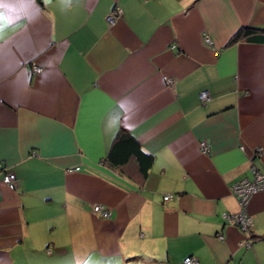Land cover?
<instances>
[{
  "label": "crops",
  "instance_id": "crops-1",
  "mask_svg": "<svg viewBox=\"0 0 264 264\" xmlns=\"http://www.w3.org/2000/svg\"><path fill=\"white\" fill-rule=\"evenodd\" d=\"M244 26L264 0H0V264H264L224 218L264 176V45L226 46ZM119 129L145 178L100 163ZM246 207L264 240V191Z\"/></svg>",
  "mask_w": 264,
  "mask_h": 264
},
{
  "label": "trees",
  "instance_id": "trees-1",
  "mask_svg": "<svg viewBox=\"0 0 264 264\" xmlns=\"http://www.w3.org/2000/svg\"><path fill=\"white\" fill-rule=\"evenodd\" d=\"M239 43L264 45V29L255 28L251 26L241 27L229 38L228 42L226 43V46L229 47ZM200 104L205 105L202 104L201 102ZM100 163L114 171H118L122 173L123 172L127 173V171L132 170L133 171V174L131 175L132 178L135 175H138L140 179H143L148 175L150 168L152 167L153 156L145 153L142 150L140 143L130 133L126 132L123 129H119L116 132L107 153L101 158ZM5 169L6 167L0 164V172H3L4 174L6 172ZM164 196H170V195H164ZM246 237H248L247 238L248 242H246L244 246H246L247 248L251 244L250 242L251 239H253L254 241L257 240L264 241L263 238L255 237L254 235H252L251 227L249 232H247Z\"/></svg>",
  "mask_w": 264,
  "mask_h": 264
},
{
  "label": "built area",
  "instance_id": "built-area-1",
  "mask_svg": "<svg viewBox=\"0 0 264 264\" xmlns=\"http://www.w3.org/2000/svg\"><path fill=\"white\" fill-rule=\"evenodd\" d=\"M121 11L120 10H113L111 11L107 17L106 22L108 24H113L115 20L120 16ZM205 42L209 44L210 40L206 36L204 37ZM33 72L36 74L41 73V68L38 66H35L33 68ZM172 81L166 80V84L171 85ZM209 97L207 92H201L199 93V100L202 104H205L208 101ZM200 150L202 152L207 151L206 145L204 143H200ZM3 182L4 184L10 189L14 190L16 188V178L14 174L10 172H5L3 174ZM233 194L237 197V199L241 202L243 199H249V196H251L255 192L264 191V176L260 173L256 172L254 174V177L252 179H242L240 181L235 182L232 186ZM170 199V196H164L163 200L168 201ZM247 199V200H248ZM245 202L242 201V206H240L241 211L236 215H227L225 216L226 222L236 224L240 229L244 232H249L251 227V221L250 218L246 214V210H244ZM91 210L94 214L102 217V218H109L110 213L103 208L101 205H93L91 207ZM182 264H196V260L194 258L188 257L185 258L182 262Z\"/></svg>",
  "mask_w": 264,
  "mask_h": 264
},
{
  "label": "rangeland",
  "instance_id": "rangeland-1",
  "mask_svg": "<svg viewBox=\"0 0 264 264\" xmlns=\"http://www.w3.org/2000/svg\"><path fill=\"white\" fill-rule=\"evenodd\" d=\"M207 38H208V37H207ZM205 39H206V38H204V42H205ZM209 40H210V39H209ZM209 42H210L209 44H207L206 42H205V43H206L207 45H211V41H209ZM34 67H35V65H34V66L32 65V68H31V71H32V72H33V68H34ZM2 179H3V175H2V178H1V182L4 184V182H3ZM4 185H5V184H4ZM231 188H232V187H231ZM8 189H9V188H8ZM230 191H231L232 195L235 196V195L233 194L232 189H230ZM260 192H262V191H260ZM258 193H259V192H255V193H253L251 196H249V199H250L252 196H254L255 194H258ZM235 197H236V196H235ZM236 198H237V197H236ZM247 199H248V198H247ZM247 199H245V200L243 199V200H242L243 203L245 202V204H246V205L244 206V210L247 209L246 206H247V204H248V202H249V199H248V200H247ZM242 201L240 202V201L238 200V204H239V206H242ZM240 211H241V210H240ZM240 230H241V229H240ZM241 232L244 233V234L247 236V232H244V231H242V230H241Z\"/></svg>",
  "mask_w": 264,
  "mask_h": 264
}]
</instances>
